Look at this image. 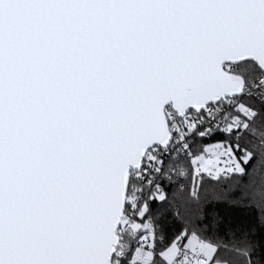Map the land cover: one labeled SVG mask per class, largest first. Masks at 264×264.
<instances>
[{
  "label": "snow or ice",
  "instance_id": "6c2138e0",
  "mask_svg": "<svg viewBox=\"0 0 264 264\" xmlns=\"http://www.w3.org/2000/svg\"><path fill=\"white\" fill-rule=\"evenodd\" d=\"M0 264H264V0H0Z\"/></svg>",
  "mask_w": 264,
  "mask_h": 264
}]
</instances>
